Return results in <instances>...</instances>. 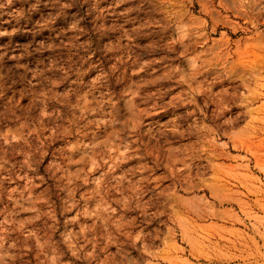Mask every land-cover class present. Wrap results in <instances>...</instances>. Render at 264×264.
<instances>
[{"label": "rangeland", "instance_id": "1", "mask_svg": "<svg viewBox=\"0 0 264 264\" xmlns=\"http://www.w3.org/2000/svg\"><path fill=\"white\" fill-rule=\"evenodd\" d=\"M0 264H264V0H0Z\"/></svg>", "mask_w": 264, "mask_h": 264}]
</instances>
